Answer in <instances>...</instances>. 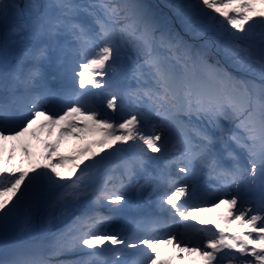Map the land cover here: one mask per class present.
<instances>
[{"label": "snow or ice", "instance_id": "snow-or-ice-1", "mask_svg": "<svg viewBox=\"0 0 264 264\" xmlns=\"http://www.w3.org/2000/svg\"><path fill=\"white\" fill-rule=\"evenodd\" d=\"M178 262L264 264V0H0V264Z\"/></svg>", "mask_w": 264, "mask_h": 264}, {"label": "rangeland", "instance_id": "rangeland-1", "mask_svg": "<svg viewBox=\"0 0 264 264\" xmlns=\"http://www.w3.org/2000/svg\"><path fill=\"white\" fill-rule=\"evenodd\" d=\"M150 2L155 3L154 0H150ZM165 2H166V0H157V4H163Z\"/></svg>", "mask_w": 264, "mask_h": 264}, {"label": "trees", "instance_id": "trees-1", "mask_svg": "<svg viewBox=\"0 0 264 264\" xmlns=\"http://www.w3.org/2000/svg\"><path fill=\"white\" fill-rule=\"evenodd\" d=\"M155 1V3H157V0H154Z\"/></svg>", "mask_w": 264, "mask_h": 264}]
</instances>
